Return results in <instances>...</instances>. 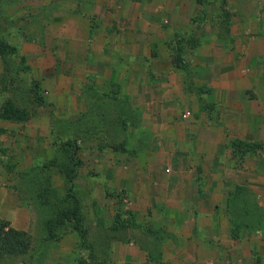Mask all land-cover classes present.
Segmentation results:
<instances>
[{"label":"rangeland","instance_id":"obj_1","mask_svg":"<svg viewBox=\"0 0 264 264\" xmlns=\"http://www.w3.org/2000/svg\"><path fill=\"white\" fill-rule=\"evenodd\" d=\"M111 1L0 0V41L17 51L0 50V109L9 104L26 116L0 117V216L19 226L29 222L31 236L25 253L0 264H94L75 226V211L107 264H192V256L170 253L184 244L179 239L184 209H167L166 193L154 186L169 180L172 202L195 209L196 182L187 172L201 158L195 139L224 137L216 146L222 154L204 161L207 179L221 181L225 189L233 184L250 189L229 214L264 220V128L256 127L264 118V0ZM178 28L181 34L175 35ZM188 32L200 47L194 40L192 48ZM217 39L227 48H217ZM203 43L223 56L206 54ZM244 47L246 57H239ZM195 51L206 55L204 63L194 58ZM234 52L245 69L259 67L243 71L247 79L237 82V88L248 87L242 103L238 90L231 96L238 101L227 102L211 88L210 78L227 67ZM193 63L201 86L184 99L196 106L188 118L196 115L202 126L183 122L186 111H177V100L144 112L141 91L131 95L132 73L183 72ZM239 135L261 136L252 141L261 147L238 151L232 141ZM182 180L185 193L177 192ZM226 196L224 190L216 196L221 218ZM117 216L130 223L115 227ZM225 225L219 231L228 238ZM241 230L236 228L237 236ZM201 232L208 240L210 231ZM235 251L243 254L238 245Z\"/></svg>","mask_w":264,"mask_h":264},{"label":"crops","instance_id":"obj_2","mask_svg":"<svg viewBox=\"0 0 264 264\" xmlns=\"http://www.w3.org/2000/svg\"><path fill=\"white\" fill-rule=\"evenodd\" d=\"M94 1V0H93ZM111 3L116 4L115 0H112ZM113 6V5H112ZM148 11L143 10L144 15L147 14ZM149 13V12H148ZM69 27H72L69 25ZM83 27V26H81ZM88 27H91V21ZM104 27V26H103ZM137 28V27H136ZM190 27L183 29V32L185 30H189ZM181 29L178 28L175 30V35L181 34ZM134 32H139L138 30ZM166 34V33H164ZM141 35H148L146 32L142 33ZM184 36H189V42L193 45L192 48L194 49V46L197 42L196 37L191 36L189 32L186 34L184 33ZM174 36H171L170 38H173ZM192 37V39H191ZM154 38L153 40H151ZM169 37H167V34L164 37V43L168 42ZM192 40V42L190 41ZM196 40V42H194ZM232 40V38H231ZM149 43L155 44L157 41L155 37H151L148 35V40ZM145 41V42H147ZM147 42V43H148ZM215 44L217 43V48L219 49H224L225 47L227 48V43L222 40H215ZM200 42H197V46L195 47H200L199 46ZM207 47L208 55L212 54V56H223V52H215L212 51L211 45L209 44H204L203 47ZM255 46V45H254ZM258 46V45H257ZM230 47V45H229ZM245 48V47H244ZM203 50V49H202ZM234 51V50H233ZM259 53L262 54V51H258ZM194 58L199 57L202 59V61H198L200 64L203 62V57L206 56L204 53L200 52H194ZM232 54V51L229 52ZM247 53L246 48L240 53L239 57H246L243 56L244 54ZM236 53L234 52V55L230 62L227 64V67H219L218 71H220L216 76H213L210 78L212 80V87L214 90H218L223 92V94L226 95L227 102H232V101H238V99H232V93L236 90L239 91L240 93V99L239 101L242 103L243 100H241L242 96L247 95L248 87L246 85L242 87L237 88V82L238 81H244L247 79V77H242L243 71H251L255 72L257 68L259 67L257 65L253 66V68L250 69H245L243 67L244 65L242 64V61L238 60L236 58ZM239 61V62H237ZM217 62H221L218 60ZM204 63V62H203ZM199 67V66H198ZM189 69H185L183 72H171L168 73L166 71H156L155 73L152 72H143V75H140L137 77L135 73L131 74V86H133V93L131 92L132 96H136L137 92L141 91V94L144 96L143 97V106H144V112L145 111H153V106L156 105L157 102L160 104H164L167 101L171 100H177V104H179L176 108L177 111L180 110L181 112L186 111L184 114L185 118L183 119V122L185 124H190V125H203L201 122V118L198 119L197 116L195 115L192 119V117L188 118V115H190L191 111H195V105L193 104L192 101H188V99H184L186 95L190 94V91H194L195 86H201L198 83V79L200 80L202 77L197 78L195 74L193 73L195 69L194 63L191 64ZM232 70V71H231ZM246 72V74H247ZM264 73V72H263ZM249 74V73H248ZM155 75V76H154ZM262 75V74H261ZM141 76H143V82H141ZM252 77L254 73L251 75ZM256 78V77H255ZM134 80L135 83H134ZM156 81V82H153ZM184 80V82H182ZM192 80L195 81L192 82ZM182 82V83H181ZM204 85V84H203ZM192 89V90H191ZM185 95V96H184ZM188 98V97H187ZM247 98V97H246ZM243 99V98H242ZM180 101V102H179ZM241 103H239L241 105ZM138 106L141 105L140 103H137ZM136 106V105H135ZM242 106V105H241ZM175 110V109H174ZM238 111H241V108H238ZM264 115V112H261V116ZM170 118V116H169ZM262 118V117H261ZM173 122H167V126L171 127ZM255 125V124H254ZM243 126L242 121H240L239 128ZM257 128H264V118L259 120V122L256 124ZM222 138L224 137H219L215 138L213 136L212 138L205 140V139H195V143L199 146H201V150L198 151L201 154V158L199 163L193 165L195 166V171H192L194 168H189L187 171L189 176H192L193 180L196 182V193H197V206L195 209H191L192 207L187 206V205H175L172 201V197L174 193L173 189V184L169 180L166 181V184H159L155 185L154 187H157V189H160L161 192L166 193V198L163 199V204L167 206V209H184V213L186 214V217L181 216V223L182 227L179 230V239L184 240V244L179 247V250L177 252H170L171 255L175 256H192L193 257V263L192 264H264V247H261L262 244H264V238H261L262 242H257L254 243L250 238H253L254 236H258V234H263L264 235V220L262 219L260 222V225L258 227H246V226H241L243 230V234L241 233L240 236H237V231H236V220L233 218L232 215H230V210H231V199H233V195H235L241 187H244L242 184H233V185H227V188L225 189L222 186V182H218V185H216L213 182H209L207 179V171L206 168L204 167V161L209 158H217L222 152H217L216 151V146L218 144H222ZM221 139V141H220ZM238 141H244V142H256V140L261 139V136L258 137H252V135L242 136L239 135L238 137L235 138ZM225 140V139H224ZM220 142V143H219ZM218 147V146H217ZM222 148V145H221ZM218 177L221 176V172H217ZM179 189L177 192H182L185 193L186 191V184L185 182H180L179 183ZM229 188V190H228ZM148 189L145 187L144 191H147ZM224 190L227 192L226 196V201L224 203V208L226 213L223 215V218L220 217V214L218 213V208H221V205L218 204L217 202V195L218 193L222 192ZM250 189L244 188L243 191H249ZM252 192V191H251ZM250 194V193H249ZM172 196V197H171ZM252 196H254L252 194ZM233 197V198H232ZM147 200H145L143 203L145 206H147ZM165 206V207H166ZM188 209V210H187ZM24 209L21 208L19 211H22ZM134 210V209H131ZM24 214V213H23ZM29 215V214H28ZM222 215V214H221ZM12 225L16 228L19 229H24L27 230L29 228V222L26 225L24 222L22 223L21 226L17 225L16 222H11ZM227 224V227H229V237L227 238L226 236L223 237L220 234V229L225 228ZM208 229L210 231V237L208 240H203L201 238L202 234V229ZM242 230L240 232H242ZM263 231V233H261ZM253 236V237H249ZM236 244V245H235ZM227 246V248L224 250L223 253H221V246ZM240 246L243 248V254L239 255L235 250L236 246ZM138 250H141V247L137 245ZM255 247H258L255 248ZM225 248V247H224ZM143 250V249H142ZM141 250V251H142Z\"/></svg>","mask_w":264,"mask_h":264},{"label":"trees","instance_id":"obj_3","mask_svg":"<svg viewBox=\"0 0 264 264\" xmlns=\"http://www.w3.org/2000/svg\"><path fill=\"white\" fill-rule=\"evenodd\" d=\"M2 41H0L1 43ZM2 46H0V50L5 51L6 49L8 51H12L14 53H17L16 48L13 46H9L5 43H1ZM0 117L3 118H13V119H20V120H24L26 119V116L22 113L19 112L17 109L12 108L9 104L6 106H4L3 108L0 109ZM232 145L235 147H238V151H242L243 152H248L250 150L253 149H257L258 147H261V144H256L253 142H244V141H238V140H234L232 141ZM245 187H241L240 190L233 195V199H231V210H233L235 207L237 206V198H239L241 196V198L243 197V195L245 194V192L247 191H243ZM247 201V202H245ZM245 201L243 203H247L248 204V198L245 199ZM79 200H77V209L79 207ZM242 203V204H243ZM252 208H246L247 211H251ZM73 218L76 220L75 226L76 228L81 232V240L83 242V244L87 247V249H89L90 252V258L93 261L94 264H107L106 261L101 260L98 258V255L95 253V245L93 243H91L92 241H90L89 237H88V233L87 231L82 227V222H81V217L75 213L73 214ZM234 218V217H233ZM236 228L240 227V226H246V227H258L260 225L261 221L260 219L256 220V219H250L249 221H241L240 219H236ZM126 223H130L129 220H127L125 217L122 216H117L116 220H115V224L114 226H118V225H126ZM135 223L134 219L131 218V225H133ZM258 225V226H257ZM31 245V236L28 230H24V229H18L16 227H14L11 223L10 220L2 218L0 216V261L10 255H19L22 253H25L29 247ZM142 249H145L148 252V256L151 258L153 257L152 252L144 245L141 246Z\"/></svg>","mask_w":264,"mask_h":264}]
</instances>
